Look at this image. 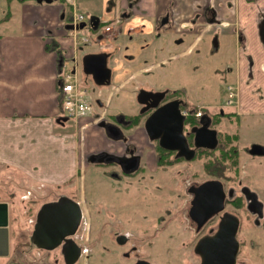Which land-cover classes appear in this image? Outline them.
Instances as JSON below:
<instances>
[{
  "label": "flooded vegetation",
  "instance_id": "af4514ba",
  "mask_svg": "<svg viewBox=\"0 0 264 264\" xmlns=\"http://www.w3.org/2000/svg\"><path fill=\"white\" fill-rule=\"evenodd\" d=\"M132 2L133 3L128 5L124 14L127 15V18L136 19L137 16L141 18L139 19L141 21L140 25H133L129 29L131 42L141 44V57L137 59V57L127 55L128 59L126 61L129 70L124 80V89H126V93L129 95L121 102L119 111L115 113L110 112V103L108 106H105V103L101 99L102 97L96 98L95 101L93 100V103L101 108V112L105 110V115L98 121V126L104 129L105 138L112 142V146L111 148H103L86 154L85 162L87 166L95 167L96 175L113 178L117 180L118 183L124 182L126 186L136 190L143 191V189H148L150 192L156 191L157 195H159V200L162 205H160L159 210L155 213H151V215L148 214L147 210L123 212L120 210L99 209L94 210L93 217L94 226L99 230L97 236L98 242L105 239L106 235L104 232L108 230L107 240H114L120 246L129 244L128 249L124 251L123 257L128 258L130 256H135L136 259L134 264L141 260L144 261L142 264H155L154 257L152 258L151 256V259L147 257L148 255L142 248L144 245H152L153 241L151 238L155 237L154 235H156L158 231L166 230L177 219H181L182 222L185 223V226L191 229L194 238L196 235L202 233L196 239H193L195 245L203 235L216 229L220 217L227 211L239 217L240 226L242 218L234 212L237 210H246L247 215L252 217L253 223L260 225L264 218V197L262 195L264 188L245 182L242 178L237 181L236 185L229 184L228 181H226L230 179L229 174L216 177L206 173L209 177L199 179L196 173H193L187 164L196 159L201 149H208L203 147L196 148L195 146V133L197 127L201 126V120L210 122V127L218 131L219 139V134L227 130L218 129V126L221 125L224 120H229L231 122L235 120L239 121L242 116L241 113L231 110L229 104L225 107H199L193 101L192 85H178L176 83L177 80L180 79L183 68H188L189 72H191L195 67L196 55L199 60L203 61V66H205V68L207 67L208 57L205 55L207 51L202 48L198 49V47L208 34H212L209 32V26L212 21L218 18L217 11L212 6H203L198 0H156L153 4L146 5L145 7H142L138 1ZM138 12L141 14L136 15ZM63 13L67 16L65 11H63ZM182 18H187V25H184V22L181 21ZM116 19H119V22L114 26L113 31L106 35L111 39V44L109 47L100 51L109 53L108 65L110 58L119 50L116 40L122 31L118 26L121 25L123 19L119 17ZM113 22H115V20ZM87 26H89L90 29H94L90 25ZM198 34H201V37L196 42ZM149 35H153V40L155 42L163 43L158 46H153V44L147 41ZM106 36L101 35L100 37L104 38ZM144 41H146L145 46H143ZM211 41L213 42L212 46L214 49L217 50L222 47L225 50L220 53V60L225 58L227 52L233 54L232 49L235 50L233 47L227 48L223 44L224 40L219 34H214ZM202 50H204V52ZM233 59L236 70L239 62L237 52L233 55ZM138 60L142 61V64H139L140 62L138 63ZM178 60H182V63L174 67L172 63ZM134 66L138 67L134 68ZM180 67H182V70ZM231 70L232 67L227 66L226 71L230 72ZM229 88L234 89L237 93L235 104H233L237 108L239 105L238 89L236 86H229ZM114 96L115 94H113L112 97ZM161 108H163V112H165L161 120L164 125L153 127V132L162 135L158 139H152L146 122L152 114ZM180 119L183 120L182 132L186 137L188 147L196 151L192 159L179 156L178 150L167 148L165 145L161 144H171V136L166 135L176 133L179 130ZM102 120L117 124L120 129L119 127H111L108 131L100 126ZM140 135H143V149H140L138 142L133 141V138L136 139ZM259 145L264 148L263 144ZM263 148L260 150L263 151ZM251 149H249L251 156H264V153H252ZM240 163L237 171L239 175L241 172ZM259 172H264V170ZM260 175H262V173ZM213 178L220 179L223 182L224 189L227 193L224 208L199 227L198 221L194 220L190 213V210H193L192 201L195 198V189L202 182ZM41 190L44 189L40 188L38 191ZM44 191L42 195L45 198L36 209L34 208L37 211L32 220L33 228L36 222L37 212L40 210L41 206L65 194L62 192L59 196L55 194V196L51 197L52 192L48 190ZM245 191L255 197L254 203L251 198H248ZM37 195L38 194H35L34 191H27L24 193L23 198L25 200L33 199L31 204H36L38 199L41 200L43 198ZM46 196L50 198L46 199ZM11 197L13 199V197L17 196L11 195ZM0 201H7L9 203V210H11L13 201L10 202L3 199H0ZM141 201L145 203L146 198H144V200L141 199ZM165 202L169 205L165 206ZM200 210H209V207ZM251 210L260 211L252 212ZM123 217L136 220L137 223L139 222L138 225H141V229H143L144 232L152 229L157 232L155 234L154 232L150 234L145 233V236L138 237L133 232L125 230L124 220L122 221ZM214 221H217V226L215 227L213 226ZM82 225L83 220L79 230L74 236L78 244L80 239L79 231ZM170 236L172 238V235ZM185 241L186 240H183L180 244L185 246ZM191 241L192 239L186 242L190 243ZM42 251L47 252L48 250ZM19 252H32L31 254H35V250H33L31 245L27 251L19 250Z\"/></svg>",
  "mask_w": 264,
  "mask_h": 264
},
{
  "label": "crops",
  "instance_id": "0c3cea01",
  "mask_svg": "<svg viewBox=\"0 0 264 264\" xmlns=\"http://www.w3.org/2000/svg\"><path fill=\"white\" fill-rule=\"evenodd\" d=\"M131 1L145 7L156 0ZM198 1L217 11L218 18L211 22L209 32L219 34L223 44L238 53L234 85L239 93L237 112L264 113V0ZM11 2L8 14L0 19V176L28 184L25 192L46 188L57 193L84 181L86 154L111 148L112 142L98 126L99 107L100 111L92 109L94 114L76 120L80 125L76 130L67 126L70 118L59 121L66 115L58 91V54L66 58L77 52L73 31L66 28V18L61 19L63 0ZM108 2L114 14L110 22L118 17L123 19L121 24L133 20L124 14L129 2ZM91 7L95 8L93 4ZM181 21L188 24L187 18ZM132 26L129 24L127 33ZM200 37L198 34L196 42ZM124 85L125 81L115 86L106 99L101 96L105 106L111 105L113 94L122 93ZM128 95L119 96L120 107ZM133 141L143 149V135ZM80 196L78 200L82 202ZM11 228L12 224L10 231Z\"/></svg>",
  "mask_w": 264,
  "mask_h": 264
},
{
  "label": "rangeland",
  "instance_id": "374dc122",
  "mask_svg": "<svg viewBox=\"0 0 264 264\" xmlns=\"http://www.w3.org/2000/svg\"><path fill=\"white\" fill-rule=\"evenodd\" d=\"M12 0H0V19L5 18L8 14L10 6H12ZM109 0H77L78 11L86 15L87 20L91 16L96 15L101 20V26L98 30H92L89 26L80 29L81 35L90 37L88 44L84 45L82 49H77L76 55L65 58V66L69 69H73L75 63H78V74L81 81L85 82V86L89 89L92 95V107L96 112L100 109L93 103L96 98L103 96L107 98L109 91L114 90V87L122 83L128 75L129 66L127 67V55L134 57H141V44L137 42H131L130 35L127 33V27L129 24L139 25L140 20L125 21L121 24L122 32H120L116 44L119 50L110 58L109 66L113 69V76L109 85H98L92 78L85 74L82 64V59L85 54L92 52H100L107 48L111 44V39L106 36L101 38L100 35L104 33L106 25L111 23L114 14L111 12ZM133 3L131 0H123V3ZM95 8H92L91 5ZM90 7L93 9H90ZM70 9L67 8V14H70ZM6 26H4L5 28ZM2 28V27H1ZM3 28V29H4ZM135 35V34H132ZM213 34H208L202 41L198 49H206L205 54L208 57V65L205 68L203 61L199 60L196 55V65L189 72L188 68H183L181 71L180 79L177 80V84L192 85V94L194 96L193 101L199 107L205 106L207 108L225 107L229 104L231 98V89L229 86L235 85V65L233 55L235 50L232 49V53L227 52L225 58L220 60L221 52L225 51L222 47L214 49L211 41ZM147 41L153 46L161 45L163 42H155L153 35H149ZM143 44V43H142ZM146 45L144 41L143 46ZM204 52V50H202ZM74 58L76 61H74ZM142 64V61H137ZM182 63V60L175 61L174 67ZM139 66V65H138ZM134 66V68L138 67ZM227 66L232 67L230 72L226 71ZM182 67H180L181 69ZM182 70V69H181ZM184 76V77H183ZM172 80V79H171ZM122 93L116 92L113 101L109 107L111 112L119 111L120 109V96L126 93V89L121 90ZM230 105V109L238 111L239 109L235 105ZM92 110V111H93ZM88 112V115L94 114ZM241 118L239 121L233 122L224 120L218 129H226L230 132H236L238 134V147L240 155L241 172L236 174L235 171L230 172L232 176L227 179L229 184L236 185L237 181L242 178L245 182L254 184L264 188V156H251L249 149L254 144L264 145V113H252L244 112L241 110ZM67 126L70 129L76 130L79 128V123L75 119L70 118L67 121ZM203 159L197 157L196 159L188 162L190 170L196 173L199 179L209 177L203 166ZM11 178L0 176V199L13 201V205L10 210V224L12 228L10 231L9 246L10 252L7 256H0V264H65L63 261L60 249L52 250L50 252H44L42 250H35V254L19 252V250L27 251L30 247L29 236L32 233V220L34 219L37 210L36 207L40 205L43 197L44 190L34 191L38 194L36 204H31L33 201L30 199H24L23 189H26L27 185L19 184L16 179L10 182ZM77 183L74 187L67 189L63 187L59 190L53 191L51 197L55 194L65 193L70 197L76 196V200L82 195V202L79 201L84 208L83 225L81 227L79 244L83 247L82 255L76 264H134L135 256L123 257L124 251L129 247L128 245L120 246L114 240H107L108 230H105V239L98 242L97 236L99 230L94 226V210H120L123 212H134L135 210H147L148 214L155 213L159 210L161 202L159 195L156 191L150 192L145 189L143 191L133 189L126 186V183H118L117 180L110 177H103L96 175L94 166H87L86 179ZM16 181V182H15ZM155 189V188H154ZM16 193L17 197H11V193ZM264 197V191H263ZM31 198V197H30ZM46 196V199H49ZM74 198V199H75ZM146 198L145 203L141 201ZM143 202V206H142ZM165 206L169 204L164 203ZM26 208V209H24ZM35 208V209H34ZM28 209V210H27ZM177 211V210H174ZM242 218V223L238 232V239L241 243L240 251L237 257L238 264H264V218L262 223H253L252 217L247 215L246 210L234 211ZM124 220V221H123ZM125 224V230L131 231L137 236H145V233L157 232L154 229L144 232L141 229V225H138L136 220H130L129 218H122ZM19 223V225H18ZM213 226H217V221L213 222ZM10 230V229H9ZM22 230V231H20ZM146 230V229H145ZM198 234L193 237L191 229L185 226L182 220L177 219L166 230L158 231L155 237H152V245H144L142 250L146 252L151 259L154 257L155 264H199L201 260L200 256L194 252L193 239H196ZM172 235V238L171 236ZM192 239L190 243L186 242ZM186 240L185 246L180 243ZM183 246V247H182ZM26 249V250H25ZM42 260V261H39ZM58 261V262H56ZM40 262V263H39Z\"/></svg>",
  "mask_w": 264,
  "mask_h": 264
},
{
  "label": "water",
  "instance_id": "95a60500",
  "mask_svg": "<svg viewBox=\"0 0 264 264\" xmlns=\"http://www.w3.org/2000/svg\"><path fill=\"white\" fill-rule=\"evenodd\" d=\"M39 2H52L53 0H38ZM61 19H65V13ZM90 25L96 30L100 25L98 16H91ZM88 22L83 21L77 26L66 24L68 30L83 29ZM109 53L92 52L84 55L82 59L83 69L86 75L92 76L96 84L109 85L112 80V69L108 65ZM63 59L61 60V64ZM163 108L156 111L147 120L146 126L152 139H158L162 134L154 133L153 127H159L164 116ZM69 118L67 116L59 118L64 122ZM182 121L180 119L179 130L166 136H171V144L161 143L167 148L179 151V156H185L192 159L195 156V149H190L186 137L182 132ZM100 126L109 131L111 127H119L117 124L102 120ZM120 129V127H119ZM164 138V137H163ZM117 139V138H116ZM218 131L210 127L209 121L201 120V126L197 127L195 133L196 148L215 149L218 145ZM259 144H254L252 153H264ZM264 149V148H263ZM246 192V191H245ZM248 198L255 202V197L248 194ZM226 191L223 182L220 179L213 178L202 182L195 189V198L192 201L190 210L191 216L197 220L199 227L209 218L218 214L224 208ZM209 207V210H200ZM196 209V210H195ZM257 212L260 210H251ZM84 217L82 205L76 199L62 194L58 199L44 203L37 212L36 222L32 233L29 236L32 248L42 250L60 249V253L66 264H76L82 255V246L74 239L79 230L80 224ZM9 203L0 201V256L4 257L9 254ZM240 227L239 217L231 212H224L216 229L203 235L195 245V252L200 256V264H237V257L240 251V241L238 232ZM144 261H138L136 264H142Z\"/></svg>",
  "mask_w": 264,
  "mask_h": 264
},
{
  "label": "built area",
  "instance_id": "2783aa9c",
  "mask_svg": "<svg viewBox=\"0 0 264 264\" xmlns=\"http://www.w3.org/2000/svg\"><path fill=\"white\" fill-rule=\"evenodd\" d=\"M64 10L67 12L69 8L70 14H67V22L77 26L83 21L87 20V17L84 13L78 11L77 0H63ZM119 22V19H116L115 22L108 23L106 25L104 33L102 36H106L113 31L114 25ZM100 28V27H99ZM98 28V29H99ZM96 29V30H98ZM80 29H73V37L76 49L83 47L88 44L90 37L86 35H81L79 32ZM95 30V29H92ZM100 35V36H101ZM63 63L61 64V60ZM74 61L76 59L74 58ZM85 82L81 81L78 74V63L76 61L73 69H69L65 66L64 56H58V91L60 98V105L64 114L72 119L79 120L82 117L88 115V112L91 111V101L92 97L89 92V89L84 85ZM231 89L229 104H235L237 93L234 89ZM105 115V110L98 114L97 121L101 120ZM42 261V260H39ZM40 263V262H39Z\"/></svg>",
  "mask_w": 264,
  "mask_h": 264
},
{
  "label": "trees",
  "instance_id": "16d2710c",
  "mask_svg": "<svg viewBox=\"0 0 264 264\" xmlns=\"http://www.w3.org/2000/svg\"><path fill=\"white\" fill-rule=\"evenodd\" d=\"M61 55L60 52L58 54ZM238 134L236 132L222 131L219 134V143L215 149H201L197 157H201L204 170L207 174L216 177L229 174L239 169L240 155L238 147Z\"/></svg>",
  "mask_w": 264,
  "mask_h": 264
}]
</instances>
